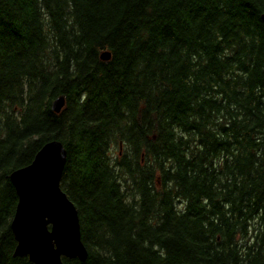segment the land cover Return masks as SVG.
Instances as JSON below:
<instances>
[{
    "label": "trees",
    "instance_id": "obj_1",
    "mask_svg": "<svg viewBox=\"0 0 264 264\" xmlns=\"http://www.w3.org/2000/svg\"><path fill=\"white\" fill-rule=\"evenodd\" d=\"M262 14L264 0H0V264H32L13 255L9 174L51 140L87 251L64 264H264Z\"/></svg>",
    "mask_w": 264,
    "mask_h": 264
},
{
    "label": "water",
    "instance_id": "obj_2",
    "mask_svg": "<svg viewBox=\"0 0 264 264\" xmlns=\"http://www.w3.org/2000/svg\"><path fill=\"white\" fill-rule=\"evenodd\" d=\"M264 23V14L261 15ZM110 53L103 51L102 60ZM63 96L51 102L54 112L64 106ZM66 151L58 140L41 146L33 160L9 174L17 202L10 221L16 245L14 256H27L32 264H64L63 258L84 260L77 210L60 187Z\"/></svg>",
    "mask_w": 264,
    "mask_h": 264
}]
</instances>
